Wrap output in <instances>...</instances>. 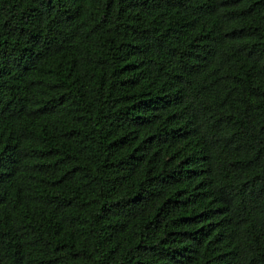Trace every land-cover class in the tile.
<instances>
[{
    "label": "trees",
    "instance_id": "obj_1",
    "mask_svg": "<svg viewBox=\"0 0 264 264\" xmlns=\"http://www.w3.org/2000/svg\"><path fill=\"white\" fill-rule=\"evenodd\" d=\"M0 264H264V0H0Z\"/></svg>",
    "mask_w": 264,
    "mask_h": 264
}]
</instances>
